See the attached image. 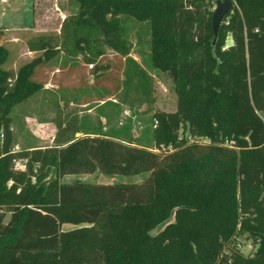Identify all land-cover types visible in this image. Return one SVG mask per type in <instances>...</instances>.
<instances>
[{
  "label": "trees",
  "instance_id": "obj_1",
  "mask_svg": "<svg viewBox=\"0 0 264 264\" xmlns=\"http://www.w3.org/2000/svg\"><path fill=\"white\" fill-rule=\"evenodd\" d=\"M77 1V13L64 19L59 37L27 43L41 55L21 67L14 85L0 68V264H264V0H233L234 46L215 74L213 56L226 52L218 36L213 46L208 0ZM128 19L150 23L152 65L174 79L176 112L161 117L170 136L165 143L176 151L161 158L99 136L12 151L10 131L1 133L4 115L39 90L30 81L34 69L60 52L96 68L112 51L125 63L121 102L133 106L131 91L138 92L140 106L152 102L148 75L129 57L132 46L123 27ZM7 54L0 46V65ZM185 130L210 144L178 141ZM200 155L223 164L227 183L211 167L188 170ZM18 161L23 171L14 169ZM96 171L148 177L140 184L56 182ZM187 194L196 197L190 206ZM69 211L71 221L64 216ZM240 214L241 233L260 238L259 261L228 245ZM170 218L174 222L164 230L150 233ZM65 224L75 227L64 230Z\"/></svg>",
  "mask_w": 264,
  "mask_h": 264
},
{
  "label": "rangeland",
  "instance_id": "obj_2",
  "mask_svg": "<svg viewBox=\"0 0 264 264\" xmlns=\"http://www.w3.org/2000/svg\"><path fill=\"white\" fill-rule=\"evenodd\" d=\"M215 2L216 0L207 1L211 16L216 8ZM232 2L233 8L223 19L218 35V40L222 43V51H225L226 55L213 56L215 64L211 63L210 70L214 74L217 73L218 65L228 62L234 46L232 23L236 15L235 3L233 0ZM78 7L77 0H16L9 4H0V33L2 34L0 46L6 48L8 52L0 68L9 73L10 87L14 85L21 67L41 55V52H30L27 43L37 36L59 37L61 23L66 17L76 14ZM32 12L33 22H31ZM123 27L125 38L132 46L129 57L148 75L151 85L149 97L152 102L140 106L135 101L137 91H131L128 94L133 106L121 102L125 63L123 58L112 51L107 52L97 61L96 68L107 66L109 68L107 71L83 64L80 57L71 58L60 52L50 61L41 63L34 69L30 81L36 84L39 90L22 102L14 104L4 115L1 133L5 131V128L10 131L12 151L22 152L65 146L76 138L99 136L149 150L161 158L172 154L166 150L169 144L165 141L169 140L170 136L164 131L161 116L176 112L177 96L174 79L171 72H161L152 65L150 23L128 19ZM260 115L264 121V113ZM187 134L189 133L185 130L183 136ZM185 143L187 144V141ZM172 146L175 150L176 146L173 144ZM158 151L161 154H157ZM23 164L20 161L16 162L14 169L23 171ZM188 167V170L195 174L200 169L208 167L216 172L222 171L220 180L227 183L223 174L226 168L221 163H214L210 157L202 158V155L194 157ZM147 177L148 174L130 177L107 176L96 171L92 175L63 176L56 182L59 184L78 180L91 185L95 183L140 184ZM50 179L52 181L55 179L53 172ZM45 181L47 185L49 179ZM195 199L196 197L187 194V205L190 206V201ZM261 204L264 205V202ZM64 216L65 219L73 220V213L70 211L65 212ZM8 218L9 215L5 221ZM239 218V224L235 232L230 235L228 245L237 254L259 261L261 259L260 238L253 237L249 232L242 234L243 229L240 223L244 215L240 214ZM172 222H174L173 218L167 219L166 222L152 228L150 233L156 235ZM74 227L75 225L71 224L63 225L64 230ZM224 251L228 255H233L231 251L226 249Z\"/></svg>",
  "mask_w": 264,
  "mask_h": 264
},
{
  "label": "water",
  "instance_id": "obj_3",
  "mask_svg": "<svg viewBox=\"0 0 264 264\" xmlns=\"http://www.w3.org/2000/svg\"><path fill=\"white\" fill-rule=\"evenodd\" d=\"M215 9L213 11L211 25H212V33H213V46L216 43V39L218 36V32L221 27V23L223 19L231 12L233 8L232 0H216Z\"/></svg>",
  "mask_w": 264,
  "mask_h": 264
},
{
  "label": "built area",
  "instance_id": "obj_4",
  "mask_svg": "<svg viewBox=\"0 0 264 264\" xmlns=\"http://www.w3.org/2000/svg\"><path fill=\"white\" fill-rule=\"evenodd\" d=\"M13 1H16V0H0V4L1 3L2 4H9V3L13 2ZM183 138H185V140L187 141V144H189V145H197V146L203 145V146H206V145L210 144V141L208 139H206V138L196 137V136H193V135H190V134H187V135L183 136V133L180 134L178 141L181 142ZM225 145L227 147H229V148H232V146H233L232 143H229V144L226 143ZM166 150H168V153L169 152L173 153L175 151L173 146H172V144H169V146H167ZM157 154H161V153L159 152Z\"/></svg>",
  "mask_w": 264,
  "mask_h": 264
},
{
  "label": "crops",
  "instance_id": "obj_5",
  "mask_svg": "<svg viewBox=\"0 0 264 264\" xmlns=\"http://www.w3.org/2000/svg\"><path fill=\"white\" fill-rule=\"evenodd\" d=\"M33 1V0H32ZM33 4V3H32ZM31 22H33V12H32V21Z\"/></svg>",
  "mask_w": 264,
  "mask_h": 264
}]
</instances>
